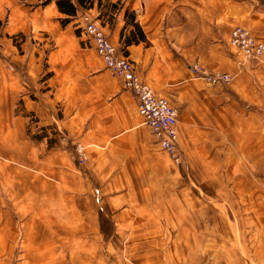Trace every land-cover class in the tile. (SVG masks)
<instances>
[{"label": "rangeland", "instance_id": "1", "mask_svg": "<svg viewBox=\"0 0 264 264\" xmlns=\"http://www.w3.org/2000/svg\"><path fill=\"white\" fill-rule=\"evenodd\" d=\"M18 1L24 5L28 0ZM55 1L29 0L27 5L31 12L52 3L56 6ZM104 1L106 8L111 5L110 15H114L118 6ZM102 2L94 3L90 9L76 5V15L68 17L65 24L62 20L66 17L56 7L61 17L55 21L61 28L71 22L81 46L93 49L80 30V22L84 15L88 16L110 40L105 18L95 11H100ZM118 4L122 6L121 2ZM33 13L28 15L30 29L26 35L9 33L14 19H9L10 12L0 19V56L6 70L17 73L22 81L23 91L13 113L27 119L26 138L23 134L18 139L15 151L11 150L12 144H6L2 153L5 157H0V168H6L7 173L10 167L24 172L20 188L0 185V264H263V257L258 254L263 236L258 238L257 227L263 219L262 208L256 205L257 192L251 184L264 182V108L258 109L230 91L234 81L231 74L229 81L221 79L223 82L214 86L203 81L192 68L198 66L210 75L216 72L193 62L189 70L200 81L186 94L180 93L179 108L173 99L177 95L174 88L168 89L167 97L152 88L153 91L176 109L178 117L200 98L220 97L221 92L228 91L230 99L226 102H233L242 113L238 118L234 113L230 129L233 138H216L215 142L210 138H179L180 162L176 165L158 148L151 133L153 151L142 163L143 169H133L130 158L129 167L121 175L87 178L91 160L85 146L56 127L65 112L58 107L39 117L27 113L23 105L24 97L40 104V96L54 92L48 86V57L54 42L42 31V17L35 20ZM134 20L135 16L129 18L125 13L126 25L121 34L124 31L125 35L129 22L132 30L125 39L120 34L121 42L138 43L145 39ZM237 27L248 29L258 41L247 26L236 25L232 30ZM48 30L56 32L54 25ZM228 45L251 68H256L264 55L244 58L241 49L231 44L230 35ZM214 88L220 90L208 95ZM248 92L254 93L252 89ZM246 118L247 131L243 122ZM140 124L143 125L141 119ZM124 156L114 162L119 164ZM93 169L106 173L108 168ZM122 177L128 183L122 185ZM239 185L245 186L243 199L236 191ZM94 189L99 192L100 203Z\"/></svg>", "mask_w": 264, "mask_h": 264}, {"label": "crops", "instance_id": "2", "mask_svg": "<svg viewBox=\"0 0 264 264\" xmlns=\"http://www.w3.org/2000/svg\"><path fill=\"white\" fill-rule=\"evenodd\" d=\"M71 2L77 5L76 0ZM106 2L112 4V7L118 6L114 15H110L111 5L106 8L104 0L100 11H95L97 16L101 13L102 19L105 18V30L111 43L124 51V56L133 63L141 79L161 96L167 97L168 89L174 88L177 95L172 98L178 108L180 93L186 94L192 85L200 81L193 78L189 70V65L193 62H198L209 72L231 74L234 81L230 91L236 93L240 99L254 103L258 109L264 108V55L260 64L253 69L250 65H245L240 55L228 45L230 32L236 25L247 26L254 37L264 45V0ZM119 2L122 3L121 7ZM19 3L18 0H3L0 3L1 20L5 19L9 12V19L14 16L9 33L28 34V15L34 12L31 14L32 18L38 20L42 17V31L54 42V50L48 57V86L51 87L50 91L54 92H50L46 97L44 94L40 96V104L30 102L24 97L25 111L33 112L39 117L54 112L58 107L65 112L64 119L56 122L59 123L56 127L62 129L69 138H77L85 146L91 160L87 178H93V175H121L124 169L129 167L130 158L133 161V169H143L145 165L142 163L146 162L153 151V139L151 131L140 124L135 99L128 91L123 90L121 81L106 70L93 49L85 44L86 48L81 46L80 39L74 37L71 22L68 27L61 28L55 21L61 15L53 3L44 8H35L31 12L27 5L29 0L24 4L26 6ZM126 12L129 18L135 16L134 24H137L144 35L143 41L130 44L121 42L120 34L126 25ZM51 25H54L55 33L49 32ZM38 26L39 22V29ZM131 30L129 22L125 35H129ZM122 35L124 39L127 37L124 31ZM30 59L35 63L34 58ZM253 78L257 79L255 83L250 81ZM21 85L18 74L7 71L3 56H0V157H5L2 153H5L6 144H12L11 150L15 151L19 145L18 139L23 134L26 138L27 119L13 113L23 91ZM251 89L254 91L252 95L248 92ZM219 90L214 88L208 95H213ZM228 93L221 92L220 97L200 98L198 102L188 105L178 117V143L179 138H210L214 142L216 138H233L230 129L234 122V113L237 118L242 117V113L233 102H226L230 99ZM223 102H226V105ZM243 122L246 123L244 127L247 131L248 118ZM246 136L245 133V138ZM124 154L119 164L114 162ZM95 166L108 169L106 173L100 172L93 169ZM118 168L121 171H117ZM5 170L6 168H0L1 186L9 184L13 189L23 186V170L15 167L9 168L10 173ZM123 180L122 185L128 183L126 178ZM251 186L256 188V205L262 208L263 219L262 222L258 221L257 227L258 238L262 235L263 240L258 244V254H261L264 260V182ZM244 187L239 185L236 189L243 196L241 199L246 194ZM95 191L97 202L100 203L99 192ZM251 202L253 203V200ZM100 208L102 209L101 204ZM105 252L109 256V252Z\"/></svg>", "mask_w": 264, "mask_h": 264}, {"label": "built area", "instance_id": "3", "mask_svg": "<svg viewBox=\"0 0 264 264\" xmlns=\"http://www.w3.org/2000/svg\"><path fill=\"white\" fill-rule=\"evenodd\" d=\"M80 23L82 25L80 27L81 32L87 40L93 43V48L104 62L106 70L114 78L120 79L122 87L134 95L137 102V113L143 125L151 129L155 144L169 156L173 164L178 165L180 153L176 109L171 107L167 100L157 96L152 87L137 76L133 63L110 42L94 21L84 15ZM230 42L233 46L241 49L243 57L246 59L249 57L259 58L264 53V45L255 41L250 36L249 30L243 27L232 30ZM250 42L251 46L249 45ZM192 70L199 73L204 79L203 81L214 85L223 82L221 79L225 82L231 79L229 74L216 73L210 75L198 66H194Z\"/></svg>", "mask_w": 264, "mask_h": 264}, {"label": "trees", "instance_id": "4", "mask_svg": "<svg viewBox=\"0 0 264 264\" xmlns=\"http://www.w3.org/2000/svg\"><path fill=\"white\" fill-rule=\"evenodd\" d=\"M102 0H77V5L81 8H87L90 9L93 7V4L96 3L97 5H100ZM56 7L58 11L66 17L65 20H62V24H65V22H68V17H74L77 12V7L72 4L70 0H56L55 1ZM137 28V27H136ZM129 40L127 41V44H129Z\"/></svg>", "mask_w": 264, "mask_h": 264}, {"label": "bare ground", "instance_id": "5", "mask_svg": "<svg viewBox=\"0 0 264 264\" xmlns=\"http://www.w3.org/2000/svg\"><path fill=\"white\" fill-rule=\"evenodd\" d=\"M87 42H89V44L91 45V47L93 48V43L91 42V41H89V40H87ZM93 50H94V48H93ZM94 52H95V50H94ZM96 53V52H95ZM99 57V56H98ZM100 58V57H99ZM101 59V58H100ZM103 62V61H102ZM103 64H104V62H103ZM105 66V65H104ZM134 70H135V68H134ZM109 72V71H108ZM135 72H136V70H135ZM110 73V72H109ZM136 74H137V76L141 79V77L138 75V73L136 72ZM116 79H118V78H116ZM118 80H120V79H118ZM121 81V80H120ZM149 128V127H148ZM150 129V128H149ZM151 130V129H150ZM152 133V132H151ZM171 161V160H170ZM172 162V161H171ZM173 163V162H172Z\"/></svg>", "mask_w": 264, "mask_h": 264}]
</instances>
